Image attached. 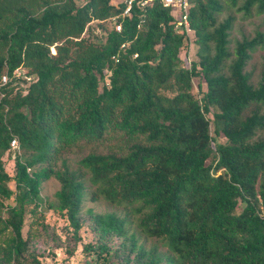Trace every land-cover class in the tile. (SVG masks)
<instances>
[{
    "label": "trees",
    "instance_id": "1",
    "mask_svg": "<svg viewBox=\"0 0 264 264\" xmlns=\"http://www.w3.org/2000/svg\"><path fill=\"white\" fill-rule=\"evenodd\" d=\"M188 1L190 37L158 0L127 15L123 0H0V264H42L34 239L60 238L44 208L68 220L70 256L87 225V264H264V63L256 86L245 71L264 33L230 49L235 17L219 15L238 0Z\"/></svg>",
    "mask_w": 264,
    "mask_h": 264
},
{
    "label": "rangeland",
    "instance_id": "2",
    "mask_svg": "<svg viewBox=\"0 0 264 264\" xmlns=\"http://www.w3.org/2000/svg\"><path fill=\"white\" fill-rule=\"evenodd\" d=\"M121 0H112L113 3H117ZM241 4V0H238L235 6L224 9L220 15L219 19H223L228 14H232L235 17L233 22L232 29L229 34L230 39V49H232L237 40H240L243 36L252 37L256 31L264 33V13L258 14L254 9L249 15H245L242 11L237 10V7ZM96 22H93L92 25V35L99 36L102 34L101 30L95 25ZM105 29H111L112 24L109 21L102 23ZM87 36V34L85 35ZM197 45L191 41L186 47V59L187 61L195 59V51ZM53 50V49H52ZM51 50V51H52ZM53 52V51H52ZM185 52L181 53V57L184 58ZM264 63V44L257 47L255 51L252 52L251 58L248 61L245 71L250 74L251 83L256 86L259 77L262 71V66ZM194 84L197 85V79H193ZM205 88V86H202ZM259 109L264 110V105H260ZM259 134L264 135V130L260 131ZM219 141H224L222 134L218 137ZM16 150V149H15ZM103 150H106L104 148ZM18 151V150H17ZM20 152V151H19ZM87 153V150L83 151H73L65 155L68 159V163L71 167H76L77 160L84 154ZM14 152L10 156L5 155L3 157L5 161V167L9 174H13L14 170ZM9 186L13 188V183L10 182ZM59 183L56 179L50 178L42 183L41 186V196L47 201L54 200V193L58 190ZM87 208H92L96 212H110V211H119L120 208L116 207L114 204L108 203L102 199L92 201L87 199L84 202L82 212ZM44 215V222L48 224L50 230L55 231L60 238L56 241L45 242L40 238H35L32 247L29 252L34 253L37 258L41 261L42 264H87L85 263L84 258H82L81 250L82 245L91 239V234L88 231L87 225L83 226L80 231V240L77 243L76 250L72 256L69 255L66 242V233L70 231L71 227L68 225V220L65 216L54 212L51 209L44 208L42 210ZM36 216H39L37 213ZM27 229V225L24 227V231ZM140 242H143L146 247H149L155 242L154 239L145 237L143 234L138 232Z\"/></svg>",
    "mask_w": 264,
    "mask_h": 264
},
{
    "label": "built area",
    "instance_id": "3",
    "mask_svg": "<svg viewBox=\"0 0 264 264\" xmlns=\"http://www.w3.org/2000/svg\"><path fill=\"white\" fill-rule=\"evenodd\" d=\"M125 3V9L123 11V15H127L133 6V4H137L140 6H144L152 3L154 0H123ZM164 6L170 7L175 14L176 26L180 27V30L185 33L188 37L192 33V29L190 27L189 18H188V10H189V1L188 0H158ZM120 23L115 22L114 28L116 31H120ZM190 40V39H189ZM7 81V76L3 75L1 78V83L5 84ZM11 146L18 149V142L16 139H13L11 142Z\"/></svg>",
    "mask_w": 264,
    "mask_h": 264
}]
</instances>
